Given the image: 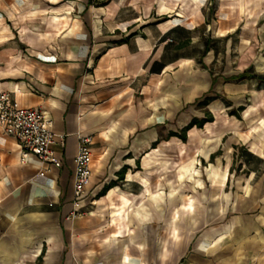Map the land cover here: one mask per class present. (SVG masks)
Instances as JSON below:
<instances>
[{"label":"crops","instance_id":"obj_1","mask_svg":"<svg viewBox=\"0 0 264 264\" xmlns=\"http://www.w3.org/2000/svg\"><path fill=\"white\" fill-rule=\"evenodd\" d=\"M123 1L0 0V92L64 135L56 167L0 130V264H264V0Z\"/></svg>","mask_w":264,"mask_h":264},{"label":"built area","instance_id":"obj_2","mask_svg":"<svg viewBox=\"0 0 264 264\" xmlns=\"http://www.w3.org/2000/svg\"><path fill=\"white\" fill-rule=\"evenodd\" d=\"M0 130L17 142L22 163H26L29 157H34L42 163L56 167L61 165L60 157L51 146L56 142L63 145L64 135L53 131L52 121L44 111L38 107L19 105L9 92H0ZM89 143V137H81L74 157L73 205L76 208L85 195L91 176L92 156ZM77 214L75 210L70 212L71 217Z\"/></svg>","mask_w":264,"mask_h":264},{"label":"rangeland","instance_id":"obj_3","mask_svg":"<svg viewBox=\"0 0 264 264\" xmlns=\"http://www.w3.org/2000/svg\"><path fill=\"white\" fill-rule=\"evenodd\" d=\"M121 1H123V0H117L118 3H121ZM130 1H135V2L139 3L140 5H143V4H145V2H148V1H157L156 5L154 7L155 8L154 11H157V9H159L158 8L159 3L163 5V2H165L166 0H125V4L122 7H125V9H126V12L125 13L126 14L130 13V10H129L128 6H127L128 4H126V3H130ZM160 1L161 2L163 1V2L161 3ZM189 1L195 2L196 5H197V7H198V9L201 10V11H207V9L209 8V1L210 0H182V2L184 3L185 6L188 5V2ZM216 2L218 3V0H215V3ZM167 3H168V5H170L169 4V1ZM238 5H240V1H238ZM216 6L217 5H215V7ZM167 9L166 10H163L165 13H168V14H163L164 16H167V15H170V14H174V12H170V13L167 12L168 11ZM140 11L142 12V7H141V10ZM175 12L176 13H180V15H182V22H186L187 17H189V16H188V13H186V11H183L182 10L181 4H179V5L176 6ZM261 22H264V20H261L260 23ZM260 26H262V23L260 24ZM253 37H255V38H253L255 40L252 41V43H254V45L251 46V51L253 52L252 62L254 64V66H256L257 64H259L261 62H262V65H264V45H260V40H259L258 34H253ZM258 71L259 72H264V68H259ZM262 90H264V89H262ZM246 114H247V112L245 113V115ZM230 121H231L230 118H225V117H223L221 115L217 116L216 119L213 121L215 124L212 126V131L215 134V136H217L216 135L217 132H216L215 129H216L218 123H224L225 126H227V125L228 126H231L230 124L232 122L234 123V121H231V122ZM235 122L236 123H240L237 120H235ZM239 125L240 124H237V125H235V127H237ZM175 165H178V163L175 162ZM179 168L180 169H185V167L182 166V165H179ZM206 184L209 185L208 182H206ZM180 192L181 191H179V193ZM177 194H178V192H177Z\"/></svg>","mask_w":264,"mask_h":264},{"label":"bare ground","instance_id":"obj_4","mask_svg":"<svg viewBox=\"0 0 264 264\" xmlns=\"http://www.w3.org/2000/svg\"><path fill=\"white\" fill-rule=\"evenodd\" d=\"M215 123L214 122H210V123H206L205 124V129L202 130V133L205 135V137L207 138V143H210L211 141H216L218 136H215V139L213 138L214 137V133L212 131V126L214 125ZM214 139V140H213ZM206 155V154H204Z\"/></svg>","mask_w":264,"mask_h":264},{"label":"trees","instance_id":"obj_5","mask_svg":"<svg viewBox=\"0 0 264 264\" xmlns=\"http://www.w3.org/2000/svg\"><path fill=\"white\" fill-rule=\"evenodd\" d=\"M203 102H205V100ZM210 119H208V120H205V119L204 120H201V121H199V123L197 122L198 121L197 119H195V118L192 119V121L185 128H183V130L178 134V136L182 140H185V132H186L187 129H189L190 127H192L193 125H196V124L200 126L203 122L209 121Z\"/></svg>","mask_w":264,"mask_h":264}]
</instances>
